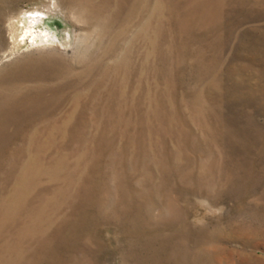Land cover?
<instances>
[{"label": "rangeland", "instance_id": "obj_1", "mask_svg": "<svg viewBox=\"0 0 264 264\" xmlns=\"http://www.w3.org/2000/svg\"><path fill=\"white\" fill-rule=\"evenodd\" d=\"M0 264H264V0H0Z\"/></svg>", "mask_w": 264, "mask_h": 264}]
</instances>
